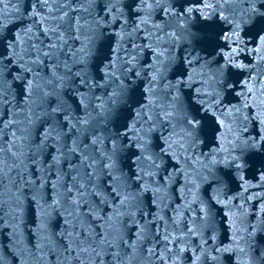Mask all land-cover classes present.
<instances>
[{
  "label": "water",
  "instance_id": "1",
  "mask_svg": "<svg viewBox=\"0 0 264 264\" xmlns=\"http://www.w3.org/2000/svg\"><path fill=\"white\" fill-rule=\"evenodd\" d=\"M107 2L48 0L49 8L42 7L40 0H0V24H6L5 44L19 35L20 47L25 50V67L30 69L22 73L23 79H15L21 70L18 65H10V74L0 91V264H193L194 257L201 255V238L207 241L205 248L229 247L231 251H212L210 254L217 256V260H209L204 255L196 264H259V230L249 235L253 226L259 229V151L245 155L246 167L242 174L249 181L248 190L244 192L240 188L241 182L233 177L229 194L241 192L242 196L227 207L211 201V215L206 220L200 219L203 214L199 211V202L189 204L191 194L181 192L182 176L160 193L144 192L134 202V217L117 216L114 209L126 210L119 206V199L112 191L114 185L102 166L104 158L97 151L98 146L85 138L83 129L78 132L63 122L62 115L57 114L58 122L53 121L51 108L56 106L59 98L67 101L74 110L78 97L73 96L72 88L67 86L70 80H65V87L57 88L60 82L52 73L67 75L65 62L73 73L78 70L73 66L72 52L80 47L81 41L74 37L79 35L83 40L98 34L96 22L108 17L105 12ZM121 6L128 16L127 30L130 31L135 19L130 8H135V3L122 0ZM33 12L36 15H32ZM153 19L161 23L164 17L157 13ZM196 19L198 14H194V23ZM45 28L56 31L45 34ZM120 28V23L108 26L103 42L114 45L115 32ZM168 31L171 29L166 27L164 32ZM61 33L63 39L59 38ZM133 42L141 45L135 50L139 61L150 63L152 52L142 48L148 43L143 32L125 37L120 55L124 56L125 51L132 52ZM152 43H157L155 37ZM50 44L57 46L50 48ZM162 46L168 45L164 42ZM175 50L180 56L184 55L183 49ZM80 55L77 53V58ZM200 55L207 53L201 51ZM91 74L97 79L102 76L97 71ZM29 80L34 81L31 97L26 90ZM50 80L52 83H48ZM132 81H136L134 89L143 103L139 94L146 81L136 80L134 72L126 83ZM81 91L87 89L81 88ZM92 91L97 96L106 94L103 88ZM191 91L184 89L185 93ZM44 92L51 95L45 97ZM157 95L163 97L162 90ZM157 103L165 101L160 99ZM94 124L100 127L98 122ZM46 130L51 132L47 138ZM258 131L259 126L254 123L249 125L247 134L255 135ZM158 137L159 133H156L154 143H159ZM74 139L78 145L76 152L71 151ZM201 150L208 148L201 146ZM84 156L88 159H83ZM127 163L131 169L125 167V173H134L135 164L131 160ZM174 163L170 159L166 162L169 171ZM221 172L230 173L231 170L222 169ZM162 175L166 173L162 172ZM96 192L101 195H95ZM212 195L209 184L200 186V200L209 201ZM248 197L253 198L249 200ZM154 199L156 204H153ZM241 204L243 207H239ZM138 225L145 226L142 239H137ZM188 227L201 228L203 236H185L183 241L173 243L164 239L165 235L169 239L181 236ZM213 235L215 240L211 239ZM180 247L185 251L174 261L173 256ZM241 248L245 250L243 253ZM149 249H152L151 253ZM161 253L165 254L163 261Z\"/></svg>",
  "mask_w": 264,
  "mask_h": 264
},
{
  "label": "snow or ice",
  "instance_id": "2",
  "mask_svg": "<svg viewBox=\"0 0 264 264\" xmlns=\"http://www.w3.org/2000/svg\"><path fill=\"white\" fill-rule=\"evenodd\" d=\"M133 2L135 8H130V11L135 14V19L130 31L127 30L129 19L121 6L122 0H108L105 7L108 17L96 22L98 34L86 36L83 40L79 35L74 37L81 41L80 47L72 52L75 58L73 66L78 70L73 73L65 62L68 74L57 76L54 71L52 75L60 82L57 88L65 87L66 79L71 81L67 86L72 88V95L78 97V104L73 110L67 101L59 98L56 106L51 108L52 119L58 122L57 114L62 115L63 122L78 132L83 129L85 138L98 146L97 151L104 158L102 166L114 185L112 191L119 199V206L126 210L114 209L115 215L134 217V202L144 192L160 193L182 176L181 192L191 194L189 204L199 202V211L203 214L200 219L206 220L211 215V201L227 207L242 196L241 192L229 194L233 177L241 182L240 188L244 192L248 190L249 181L242 174L246 167L245 155L264 149V0ZM40 4L50 8L48 0H40ZM157 13L164 17L161 23L154 22L153 17ZM194 14H198L195 23ZM116 23H120L121 28L115 32V44H105V29ZM166 27L171 31L164 32ZM5 29L6 24H0V91H3L10 74V65H18L21 70L15 79H23L22 73L30 70L25 67V50L20 47V36L9 39L5 44ZM44 31L47 34L56 29L45 28ZM140 32L148 41L142 48L152 52L150 63L139 61L135 50L141 45L134 42L131 44L132 52L125 51L124 56L120 55L121 42L125 37ZM63 36L61 33L59 38L63 39ZM153 37L157 41L155 45ZM164 42L167 47L162 46ZM56 46L49 45L50 48ZM175 49H183L184 55L180 56ZM201 51L207 55L201 56ZM77 53H81L78 58ZM93 71L102 76L97 79L92 76ZM133 72L136 80L146 81L139 94L143 103L134 89L136 81L126 83ZM33 86L34 81L29 80L26 89L29 97ZM81 88L87 91H81ZM100 88L106 94L95 95L92 89ZM184 89L193 91L185 93ZM161 90L163 97L157 95ZM43 95L47 97L51 93L44 92ZM160 99L165 103H157ZM131 113L135 115L131 116ZM94 122H98L100 127H96ZM254 123L258 124L259 131L248 135L249 125ZM156 133H159V143L153 142ZM50 135L51 132L46 130V138ZM73 145L71 151L76 152L78 145L75 139ZM201 146L208 150L202 151ZM169 159L175 162L171 171L166 164ZM129 160L135 164V171L126 174L124 168L131 169L127 163ZM222 169H230L231 172L222 173ZM162 172L166 175L161 176ZM259 181L264 184V167L259 169ZM205 183L213 189L209 201L200 200L198 196L200 186ZM81 187L85 185L81 184ZM95 195L100 196L101 193L96 192ZM153 204H156L155 199ZM260 224L264 225V220ZM258 230L253 226L249 235ZM144 231L145 226H137V239L143 238ZM203 234L199 227H188L181 236L169 239L165 235L164 239L173 243L183 241L185 236L202 237ZM211 239L215 240V236ZM206 243L200 239L201 255L194 257L193 264L204 255L209 260H217V256L210 254L212 251H231L229 247L205 248ZM184 251V247L178 248L173 260ZM240 251L243 253L245 250L241 248ZM261 256L264 257V250H261ZM160 259L165 260L164 253Z\"/></svg>",
  "mask_w": 264,
  "mask_h": 264
}]
</instances>
